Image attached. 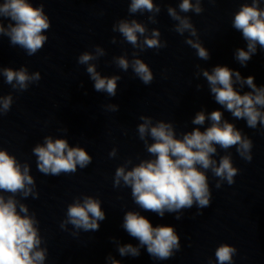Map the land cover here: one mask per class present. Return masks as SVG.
Wrapping results in <instances>:
<instances>
[{
	"label": "clouds",
	"instance_id": "1",
	"mask_svg": "<svg viewBox=\"0 0 264 264\" xmlns=\"http://www.w3.org/2000/svg\"><path fill=\"white\" fill-rule=\"evenodd\" d=\"M259 3L260 0H252L250 5L243 4L232 21V27L247 41V51L239 48L235 53L236 60L242 66H246L256 53L257 45L264 49V9L260 8ZM179 8L185 13L202 12L200 0H197L195 5L191 0H182ZM144 10L159 12L160 9L154 6L152 0H132L129 12ZM168 13L179 22L175 27L177 33L183 35L185 31H189L191 36H196V29L187 17L180 16L171 7ZM0 17L10 20L7 28L0 23V33L7 35L13 45L21 46L30 56L40 50L47 40L42 32L50 26L48 18L44 15L42 7H33L29 0H4L0 3ZM118 31L128 43L136 47L137 33L144 35L146 29L132 20L130 23L121 21ZM159 35L160 33L154 30L152 37H146L143 44L147 48H160L162 45L158 39ZM185 42L196 49L200 59L209 58L208 50L198 40L187 39ZM97 52L103 54L100 49H97ZM92 59L94 57L85 52L80 55L78 63L88 64ZM116 63L125 71L129 68L128 60L123 57L118 58ZM131 66L135 75L145 85L152 82L153 74L147 64L140 59H134ZM87 72L95 82V91L106 92L109 96L116 95V82L120 79L118 76L102 78L94 65H89ZM2 74L6 83L11 84L13 88L18 87L21 91L27 89L29 82L40 79L38 72L30 76L25 68L19 71L5 68ZM202 75L206 78L218 105L233 117L246 120L249 128L256 129L258 124L264 127V86L257 87L252 75L244 78L239 71L220 65L214 67L211 72L203 70ZM236 83L241 87L247 85L251 91L241 94L234 88ZM11 103V96L2 98V109L5 113L10 109ZM109 108L116 110L114 105ZM140 119L144 122L138 125L139 138L145 141L147 152L154 156V159L143 160L129 171L123 166L118 167L114 185L119 186L122 180L125 186L131 188L134 202L141 209L154 212L160 217H163L166 211L179 213L183 209H190L194 203L201 209L209 207L212 193L206 175L208 170L219 178L216 188H220L223 181L229 185L234 183L233 178L238 170L233 167L230 156L221 157L219 164L212 158L217 153V145L224 150L236 146L241 158L248 162L252 160V141L242 135L234 124L224 120L220 110H214L207 116L204 111L198 112L192 123L203 125L208 119L210 126L204 131L199 127L194 128L183 133L181 138H177L171 123L160 121L153 125L148 117L141 116ZM146 137H150L153 142L148 144ZM33 153L37 156L38 170L46 175L74 173L77 165L84 168L92 159L84 149L69 147L65 139L53 140L51 137H46L43 145H37ZM33 187L34 180L29 175L28 165L25 164L22 168L14 156L0 150V190L12 194L7 199L0 195V264H43L45 260V250L39 247L41 239L35 227L37 221L34 216L27 214L28 208L24 204L19 205L18 212V201L14 198L17 193L24 197L33 194ZM104 219L105 213L101 210L100 201L91 197H85L83 203L77 201L67 209L66 223L84 231L98 230V221ZM176 219H180V216L177 215ZM122 227L139 241L140 246H146L148 254L154 259L167 260L172 257L174 249L179 250V236L173 226L153 227L150 220L139 212H127ZM119 253L121 256L137 257L140 251L139 247L129 243L120 246ZM235 253L234 247L222 244L215 251L218 264H232ZM112 264H119V261L113 260Z\"/></svg>",
	"mask_w": 264,
	"mask_h": 264
}]
</instances>
